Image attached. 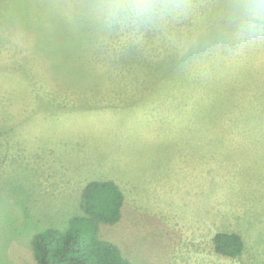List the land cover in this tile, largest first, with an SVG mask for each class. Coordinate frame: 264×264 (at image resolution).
<instances>
[{
    "label": "rangeland",
    "instance_id": "obj_1",
    "mask_svg": "<svg viewBox=\"0 0 264 264\" xmlns=\"http://www.w3.org/2000/svg\"><path fill=\"white\" fill-rule=\"evenodd\" d=\"M47 1L0 0V264H36L32 235L104 179L125 197L99 236L136 264H264V37L234 38L227 0L136 32L101 28L93 0Z\"/></svg>",
    "mask_w": 264,
    "mask_h": 264
},
{
    "label": "trees",
    "instance_id": "obj_2",
    "mask_svg": "<svg viewBox=\"0 0 264 264\" xmlns=\"http://www.w3.org/2000/svg\"><path fill=\"white\" fill-rule=\"evenodd\" d=\"M51 1L48 0L47 2ZM227 1V3H224L225 9L229 6L233 7L237 2V0ZM42 8L46 10L48 7L44 3ZM50 8L52 9L53 6ZM85 12L88 13V11ZM203 14L209 18L212 13L206 9ZM228 17L226 16V19ZM216 20L218 19L214 21ZM57 23L55 21V24ZM209 23V28H211L212 22L210 19ZM218 27L212 32L220 31L221 25H218ZM232 28L234 27L231 23L230 29ZM189 44V42H177L171 48H166V50L164 48L165 53L163 56L173 55L178 50L189 48ZM160 56L159 54L153 60L158 61ZM149 62L151 63L152 60ZM178 62L179 60L175 58L166 69H169L170 72L177 70ZM81 193L83 213L69 218L66 228L60 229L48 226L32 235L30 245L35 263L136 264L124 256L121 249L114 242L100 238L98 232L100 223L114 224L120 219L125 197L121 188L110 179L90 180L84 185ZM213 245L217 253L228 257L238 256L244 248L242 237L235 232H216L213 236Z\"/></svg>",
    "mask_w": 264,
    "mask_h": 264
},
{
    "label": "clouds",
    "instance_id": "obj_3",
    "mask_svg": "<svg viewBox=\"0 0 264 264\" xmlns=\"http://www.w3.org/2000/svg\"><path fill=\"white\" fill-rule=\"evenodd\" d=\"M188 11L187 0H93L88 14L103 29L136 32ZM228 14L235 29L234 38L264 37V0H237Z\"/></svg>",
    "mask_w": 264,
    "mask_h": 264
}]
</instances>
